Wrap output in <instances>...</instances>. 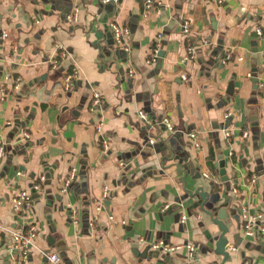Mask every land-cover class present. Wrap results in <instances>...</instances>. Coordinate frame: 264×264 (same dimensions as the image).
I'll use <instances>...</instances> for the list:
<instances>
[{"label": "crops", "instance_id": "1", "mask_svg": "<svg viewBox=\"0 0 264 264\" xmlns=\"http://www.w3.org/2000/svg\"><path fill=\"white\" fill-rule=\"evenodd\" d=\"M75 6L77 22L68 23ZM112 22L128 29L125 46L115 42ZM187 43L195 58L185 63ZM157 45L158 59L149 64ZM262 51L264 0H165L159 14H144L143 0H0V87L8 95L0 100V264H16L7 232L33 221L45 235L34 238L27 264H48L42 248L57 252L63 264H220L213 251L217 227L198 208L187 210L194 206L190 199L171 209L184 193L174 168L161 170L154 152L163 148L160 139L178 150L174 162L188 170V189H214L218 205L233 215L224 264H264V239L245 236L241 222L244 209L262 214L264 225ZM73 67L78 77L66 90L62 80ZM255 67L261 72H252ZM94 91L101 102L89 111ZM140 109L155 122L170 120L175 132L162 125L147 132L136 116ZM189 133L197 135L198 149ZM220 160L226 183L218 175ZM72 169V187L62 192ZM41 177L31 216L15 220L12 198L21 190L32 194ZM158 241L182 248L163 254L150 248ZM186 244L195 247V259H186Z\"/></svg>", "mask_w": 264, "mask_h": 264}, {"label": "built area", "instance_id": "2", "mask_svg": "<svg viewBox=\"0 0 264 264\" xmlns=\"http://www.w3.org/2000/svg\"><path fill=\"white\" fill-rule=\"evenodd\" d=\"M102 1L103 3L113 2L115 4L119 2V0H102ZM164 1L165 0H143V13L146 14L149 11H154L155 13L159 14L164 5ZM78 15H79V8L75 6L72 8V11L66 16V21L68 23H75L77 22ZM109 27H110V30L112 32L115 42L118 45L125 46L123 39L124 37L128 36L129 34L128 29L119 26L116 22L110 23ZM181 30H182L183 35H185L188 38L189 33H190L188 21H183L181 23ZM255 32L258 36H262V32L259 28H256ZM6 36L7 35L5 33L2 34L3 38H6ZM161 38H162L161 35H157L156 37L157 40H161ZM262 55L264 57V51H262ZM64 56L65 55L63 53L60 54V58H63ZM194 58H195L194 47L192 46L191 43H187L186 54L183 57L182 61L186 63L187 61L194 60ZM230 58H231L230 55L225 56V58L222 60V63H225ZM157 59H158V45L152 49V52L150 53V56L148 59V63L153 64L156 62ZM237 61H241V57H237ZM51 64H52V68L55 69L58 64V60L54 59ZM77 77H78V70L76 67H73L68 73L64 75L63 80H62L63 87L66 90L69 89L72 81L75 80ZM247 77L248 78L251 77V74L248 73ZM181 79L184 81H187V77L184 74L181 75ZM259 87L261 89H264V84H260ZM13 88L14 90L19 89V80H14ZM7 96L8 95L5 92L4 87L1 86L0 87V100L2 101L6 99ZM100 102H101V97L99 93L95 91L92 92L89 111H94L100 105ZM136 116H137L139 123L142 124L147 129V132L153 129L155 126L159 127L160 125H162L167 131L171 133L175 132L173 123L166 118L162 119L159 122H155L153 119H151L148 116V114L144 110H141V109L137 111ZM229 116H230L229 114H226L224 116V122L229 118ZM97 131L98 133L101 132L100 126H97ZM225 135L227 137H230L229 132H226ZM242 137L247 138L248 133L244 132L242 134ZM23 138L28 139L29 134L26 132L23 133ZM188 138L190 139V141L193 142L194 147L198 149L200 144H199L197 135L195 133H189ZM153 142H154L153 140L151 139L149 140L150 144H153ZM101 143H102V147L106 149L107 147L106 142L102 139ZM4 150H5L4 147H0V156H2ZM120 166L122 167V164H120ZM202 176L205 178L209 177L207 174H203ZM75 177H76V171L75 169H72L68 179L66 180L63 188L61 189L62 192L66 191V189L69 187L70 183L75 179ZM43 180L44 178L41 177L40 181H43ZM251 181L254 182L255 178H252ZM33 189L34 191H38L40 189V186L38 184H35ZM107 195H108V188L104 187L102 195H101V200H100V203L98 204L97 210L100 211L102 209V200L107 198ZM32 201H33L32 196L29 193V191L21 190L12 198L11 209L14 212V214H16L17 216L24 217L25 213L31 209ZM73 213H74L73 220L74 222H76V218H75L76 214L75 212H72V214ZM262 219H263L262 214H256V215L250 216L247 214L246 210L243 209L241 213V222H242V231L244 235L247 237H257L259 235L264 239V225L261 224ZM182 221H183V218H182ZM25 227L26 228L24 230L7 232V235L9 236L10 241H11V244L9 247L10 258L13 261H16V264H27L28 256H29L31 248L34 246L33 241L37 234L36 233L37 227L35 224L33 223L26 224ZM184 247L186 250V259L187 260L195 259V247L192 244H186ZM150 248L153 250H158L162 252L163 254H172L180 250L182 248V245H169V244L164 243L163 241H158L152 244ZM231 249L234 250V248H231ZM40 254L46 259V262L48 264H63L62 258L55 251H52V250L40 251Z\"/></svg>", "mask_w": 264, "mask_h": 264}, {"label": "water", "instance_id": "3", "mask_svg": "<svg viewBox=\"0 0 264 264\" xmlns=\"http://www.w3.org/2000/svg\"><path fill=\"white\" fill-rule=\"evenodd\" d=\"M159 57H163L162 51L159 54ZM252 72H261L260 69L258 70L256 67L252 70ZM254 83L255 89H257V84L258 80L256 77L252 78L251 80ZM233 83L230 82L229 86L227 88L226 94L227 95H232V89H233ZM229 119V118H228ZM214 129H218V125L215 126ZM150 137H147L149 139ZM158 138V137H157ZM159 137L158 139H160ZM157 140V139H156ZM161 143L162 150H157L154 151L156 155H160L158 158V163L161 167V170H168L171 167L174 168V172L177 175V180L176 182L182 185V191L184 195L182 198H177L176 203L171 209L173 211L181 210L183 208V200L190 199L193 203L194 206L188 205L187 210L192 209V208H198L200 212L204 215H206L209 219V221L215 225L218 229V236L214 240V253L216 255H219L222 257V261L220 264H224L228 258H229V252L226 250V245L228 244V239L226 238V235L228 234L229 227H230V220L233 219V215L228 211L227 205H218L219 204V194L214 190L210 191H205L203 189L202 185H198L197 187L194 188V190H190L187 187L186 184V176L188 175V170L182 167V165L179 162H174V160L177 157L178 150L172 146L171 141L166 140L163 141L162 139L159 140ZM5 149V147H4ZM16 153V152H14ZM181 159H183L181 156H178ZM165 162H169L167 165H165ZM225 160H220L218 162V167H219V177L222 183L228 182V178L225 176ZM233 176H235V173H233ZM193 180H197L198 177H192L190 176ZM72 185L68 188L71 189ZM32 193V198L35 199L39 195L34 191L32 188L30 190ZM88 204V203H87ZM104 207L107 210L109 201H105ZM238 211V210H237ZM236 210L234 211L235 213L237 212Z\"/></svg>", "mask_w": 264, "mask_h": 264}, {"label": "rangeland", "instance_id": "4", "mask_svg": "<svg viewBox=\"0 0 264 264\" xmlns=\"http://www.w3.org/2000/svg\"><path fill=\"white\" fill-rule=\"evenodd\" d=\"M58 129V128H57ZM56 148H58V147H56ZM60 149V148H59ZM58 149V150H59ZM49 151H48V149H47V153H48ZM74 181V180H73ZM42 183H43V181H40V178H39V182H37L36 184H38L39 186H42ZM32 205H34V200L32 201ZM64 206V205H63ZM6 209H9L8 207L6 208ZM70 212V209L68 210V208L66 207V212L67 213H69ZM31 216V213H28V212H26L25 213V216L24 217H22V216H14L13 218L15 219V220H21V221H23V219L25 220V222H27V219H29V217ZM31 223H33V224H35L36 225V227H37V225H38V223L36 222V221H33V222H31ZM31 223H27V224H31ZM36 236L38 235V236H41V237H43L44 235H45V230H43L42 228H38L37 227V231H36ZM43 250H45V251H48L47 250V248H42Z\"/></svg>", "mask_w": 264, "mask_h": 264}]
</instances>
